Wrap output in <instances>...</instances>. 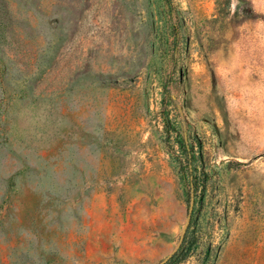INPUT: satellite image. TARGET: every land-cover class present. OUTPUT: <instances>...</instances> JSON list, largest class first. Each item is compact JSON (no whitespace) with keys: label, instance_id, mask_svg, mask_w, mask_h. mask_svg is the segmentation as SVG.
Listing matches in <instances>:
<instances>
[{"label":"rangeland","instance_id":"rangeland-1","mask_svg":"<svg viewBox=\"0 0 264 264\" xmlns=\"http://www.w3.org/2000/svg\"><path fill=\"white\" fill-rule=\"evenodd\" d=\"M0 264H264V0H0Z\"/></svg>","mask_w":264,"mask_h":264},{"label":"water","instance_id":"water-1","mask_svg":"<svg viewBox=\"0 0 264 264\" xmlns=\"http://www.w3.org/2000/svg\"><path fill=\"white\" fill-rule=\"evenodd\" d=\"M193 205H194V193H193V189H192V185H191V190H190V203H189V209H188V214L186 217V222L188 223L190 218H191V213H192V209H193ZM186 227V226H185ZM183 235H184V230L180 236V239L178 241L177 246L175 247V249L167 256V258L163 261L166 262L168 259L171 258V256L179 249L180 244L183 240Z\"/></svg>","mask_w":264,"mask_h":264},{"label":"trees","instance_id":"trees-1","mask_svg":"<svg viewBox=\"0 0 264 264\" xmlns=\"http://www.w3.org/2000/svg\"><path fill=\"white\" fill-rule=\"evenodd\" d=\"M168 2V1H167ZM184 249L183 247H180L178 251H176L170 258L169 261L177 262L178 261V256L183 253Z\"/></svg>","mask_w":264,"mask_h":264}]
</instances>
